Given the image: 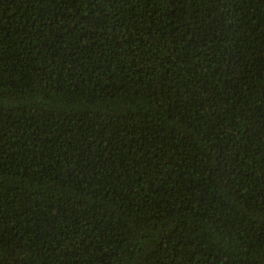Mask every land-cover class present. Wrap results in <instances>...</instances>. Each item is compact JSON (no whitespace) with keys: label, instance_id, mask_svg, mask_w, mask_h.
<instances>
[{"label":"trees","instance_id":"obj_1","mask_svg":"<svg viewBox=\"0 0 264 264\" xmlns=\"http://www.w3.org/2000/svg\"><path fill=\"white\" fill-rule=\"evenodd\" d=\"M0 264H264V0H0Z\"/></svg>","mask_w":264,"mask_h":264}]
</instances>
